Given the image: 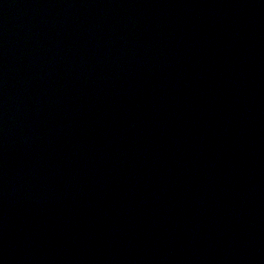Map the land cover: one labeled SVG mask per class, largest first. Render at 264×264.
<instances>
[{"label":"water","instance_id":"water-1","mask_svg":"<svg viewBox=\"0 0 264 264\" xmlns=\"http://www.w3.org/2000/svg\"><path fill=\"white\" fill-rule=\"evenodd\" d=\"M0 264H264V0H0Z\"/></svg>","mask_w":264,"mask_h":264}]
</instances>
